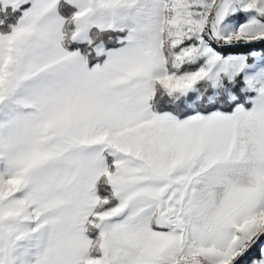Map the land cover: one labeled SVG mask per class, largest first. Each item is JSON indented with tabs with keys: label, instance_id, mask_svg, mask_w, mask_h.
Wrapping results in <instances>:
<instances>
[{
	"label": "snow or ice",
	"instance_id": "snow-or-ice-1",
	"mask_svg": "<svg viewBox=\"0 0 264 264\" xmlns=\"http://www.w3.org/2000/svg\"><path fill=\"white\" fill-rule=\"evenodd\" d=\"M0 264H264V0H0Z\"/></svg>",
	"mask_w": 264,
	"mask_h": 264
}]
</instances>
